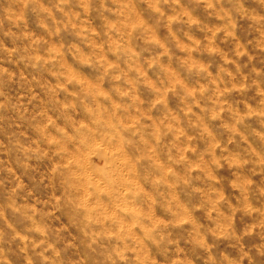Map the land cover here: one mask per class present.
Returning <instances> with one entry per match:
<instances>
[{
    "label": "rangeland",
    "instance_id": "1",
    "mask_svg": "<svg viewBox=\"0 0 264 264\" xmlns=\"http://www.w3.org/2000/svg\"><path fill=\"white\" fill-rule=\"evenodd\" d=\"M233 2L0 0V264H264V25L226 35Z\"/></svg>",
    "mask_w": 264,
    "mask_h": 264
},
{
    "label": "clouds",
    "instance_id": "2",
    "mask_svg": "<svg viewBox=\"0 0 264 264\" xmlns=\"http://www.w3.org/2000/svg\"><path fill=\"white\" fill-rule=\"evenodd\" d=\"M217 3H219V0H217ZM257 5L260 11H254L252 13H249L245 11L242 7V5L239 3V0H234L233 3H231V7L225 9H220V14L218 16L219 19H221L224 22L223 30L226 32V35H231V30L235 28V17L238 15H245L248 16L249 19L253 20L254 22L264 25V0H257ZM207 7L212 8L213 5L209 4ZM190 23H197L196 21H190ZM209 31L212 33V38H215L216 32L221 31V29H215L214 31L209 29ZM214 51L215 49H210ZM183 223V221H180Z\"/></svg>",
    "mask_w": 264,
    "mask_h": 264
},
{
    "label": "bare ground",
    "instance_id": "3",
    "mask_svg": "<svg viewBox=\"0 0 264 264\" xmlns=\"http://www.w3.org/2000/svg\"><path fill=\"white\" fill-rule=\"evenodd\" d=\"M107 118H109V117H107ZM111 118V117H110ZM115 119V118H114ZM113 119V120H114ZM115 121V120H114ZM100 140V139H99ZM85 145V144H84ZM91 146V145H90ZM92 147H94V146H92ZM83 148L85 149V148H89L88 146H87V144H86V146H83ZM77 149H79V151H80V148H77ZM103 150H102V152H100L99 154H100V156L102 157V159H103V161H104V165H107L108 166V170L105 172V173H103V175H101L102 176V178H100L101 180H103V181H105L106 180V178H111V176H112V173H113V170H112V168H111V166L113 165V163H115L114 161H116L117 159H116V157H117V155L116 154H114L113 152H112V149H113V147L112 146H103V148H102ZM87 150H89V149H87ZM82 151V150H81ZM95 153V152H94ZM77 154H79V153H77ZM72 157V156H71ZM71 157L69 158V159H71ZM84 158H83V160H82V162L79 160V159H76V157H75V159H73L74 161H73V167H76V168H79L80 170H81V173L83 174V176H84V183H90V182H93L94 181V183L95 184H93V185H96V184H98L99 183V180H98V178L96 179V180H93V181H91L90 180V178H89V176L87 175V172L89 171L88 169H87V165H88V161H87V158L85 157V155L83 156ZM100 157V158H101ZM120 159H122L121 158V156L119 157ZM155 158H157V157H155ZM60 160H62V159H60ZM119 162V161H118ZM120 162H122V160L120 161ZM119 162V163H120ZM127 162V161H126ZM118 163V164H119ZM121 166V165H120ZM120 166H118V168L120 169ZM124 166V165H123ZM122 166V167H123ZM106 167V166H105ZM121 167V168H122ZM72 168V167H71ZM113 168L116 170V172L117 171H119V170H117V168L116 167H114V165H113ZM124 168V167H123ZM122 170V169H121ZM120 172V171H119ZM119 172H117V173H119ZM123 175V174H122ZM121 175V176H122ZM80 176V175H79ZM120 177V176H119ZM96 178V177H95ZM121 178V177H120ZM125 178V177H124ZM116 179V178H115ZM128 179V178H127ZM116 181V180H115ZM121 181H122V179H121ZM121 181H119V182H121ZM100 182H102V181H100ZM115 183H117V182H115ZM76 184V183H75ZM82 184V183H81ZM103 184V183H102ZM107 184V183H106ZM133 184V183H132ZM77 185V184H76ZM101 185V184H100ZM120 185V184H119ZM82 187H84L85 185H81ZM106 186V185H105ZM110 187H114L112 184L111 185H109ZM108 186V187H109ZM81 187V188H82ZM96 188H97V186H95ZM99 187V186H98ZM123 188H125V187H123ZM108 189V188H107ZM94 190H96V189H94ZM98 190V189H97ZM96 190V191H97ZM102 190H103V188H102ZM123 190V189H122ZM141 190V189H140ZM99 191V190H98ZM115 191H116V189H115ZM118 191V190H117ZM124 191V190H123ZM107 192V191H106ZM119 192V191H118ZM100 193V192H99ZM105 192H103V194H104ZM122 192H120V194H121ZM124 193V192H123ZM98 194V193H97ZM102 194V193H101ZM109 194V193H108ZM117 194V193H116ZM94 195H96V194H94ZM114 196V195H113ZM112 196V197H113ZM121 196V195H120ZM96 198V197H95ZM99 200V199H98ZM103 203V202H102ZM128 203V202H127ZM112 204H110V208L112 207L111 206ZM113 206H115V204L113 205ZM123 206V205H122ZM118 207V206H117ZM126 207V206H125ZM114 208V207H113ZM106 209V208H105ZM112 209V208H111ZM111 209L109 210V211H111ZM126 209V208H125ZM106 211V210H105ZM108 211V210H107ZM118 211V210H117ZM133 211V210H132ZM104 212V211H103ZM109 213V212H108ZM111 213V212H110ZM109 213V214H110ZM114 214H115V212H113ZM112 213V214H113ZM108 214V215H109ZM114 214H113V216H114ZM107 215V216H108ZM110 216H111V214H110Z\"/></svg>",
    "mask_w": 264,
    "mask_h": 264
}]
</instances>
